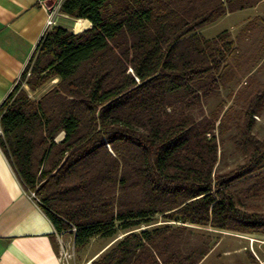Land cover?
<instances>
[{
  "label": "trees",
  "instance_id": "obj_1",
  "mask_svg": "<svg viewBox=\"0 0 264 264\" xmlns=\"http://www.w3.org/2000/svg\"><path fill=\"white\" fill-rule=\"evenodd\" d=\"M243 7L62 0L60 12L88 25L41 36L0 104V149L58 234L77 248L108 239L89 264H200L215 245L207 226L264 234V209L235 189L264 173V138L252 131L259 93L235 117L233 165L222 163L229 108H202L237 49L228 29L198 31Z\"/></svg>",
  "mask_w": 264,
  "mask_h": 264
},
{
  "label": "rangeland",
  "instance_id": "obj_2",
  "mask_svg": "<svg viewBox=\"0 0 264 264\" xmlns=\"http://www.w3.org/2000/svg\"><path fill=\"white\" fill-rule=\"evenodd\" d=\"M75 23L82 27L85 26L86 21L62 12L57 16V25L71 30L73 26L75 30ZM214 23L203 29V35L212 37L227 28L236 39L237 50L227 55L223 63L222 77L219 78V87L210 91L202 108L206 114L216 111L222 104L223 109L229 108V114L226 117L228 129L225 135V152L222 163L233 165L241 160L240 153L234 149L233 141L229 139L235 133V117L239 114L240 107L243 106L245 100L254 93H259V100L257 111L252 115V131L257 137L264 138V23L258 22L251 31L243 30L241 22L231 21L230 23L228 20H222ZM55 82V80H50L37 91L29 93L34 98L38 97L51 88ZM199 108L197 103L193 105L195 112H199ZM235 189L241 194L245 206L264 209V173L236 184ZM160 222L164 221L159 218L158 223ZM168 223L177 225L180 222L172 220ZM206 229L209 230L208 233L215 241V245L200 264H252L250 255H253L259 264H264V234L240 233L210 226ZM64 239L67 248H65L66 251L60 249V264H84L110 243L106 238L95 236L84 246L77 248L72 245L73 235L71 233H65Z\"/></svg>",
  "mask_w": 264,
  "mask_h": 264
},
{
  "label": "crops",
  "instance_id": "obj_3",
  "mask_svg": "<svg viewBox=\"0 0 264 264\" xmlns=\"http://www.w3.org/2000/svg\"><path fill=\"white\" fill-rule=\"evenodd\" d=\"M228 1L246 7L228 10L216 23L228 20L244 26L264 18V0ZM46 19L39 0H0V104L44 34ZM212 24L198 32L203 35V29ZM64 238L65 234L56 232L48 215L22 187L0 149V264H60L59 243Z\"/></svg>",
  "mask_w": 264,
  "mask_h": 264
},
{
  "label": "built area",
  "instance_id": "obj_4",
  "mask_svg": "<svg viewBox=\"0 0 264 264\" xmlns=\"http://www.w3.org/2000/svg\"><path fill=\"white\" fill-rule=\"evenodd\" d=\"M62 0H50V2H48V0H39V4L40 6L45 10V12L47 13V19H46V25H45V30H49L51 29L53 26L57 25V16L60 13V4H61ZM29 195L36 200V202H38V199L36 198L34 192H29ZM61 235V234H59ZM60 249H64L67 248V246L65 245L64 241L62 239H60ZM72 245H74V242L72 241ZM66 251V250H65Z\"/></svg>",
  "mask_w": 264,
  "mask_h": 264
},
{
  "label": "bare ground",
  "instance_id": "obj_5",
  "mask_svg": "<svg viewBox=\"0 0 264 264\" xmlns=\"http://www.w3.org/2000/svg\"><path fill=\"white\" fill-rule=\"evenodd\" d=\"M87 25H88V23L86 22L85 26H87ZM80 27H81L80 24L75 23V26H74L75 31L79 30ZM75 31H74V32H75ZM91 260H92V259L86 261L84 264H89Z\"/></svg>",
  "mask_w": 264,
  "mask_h": 264
}]
</instances>
